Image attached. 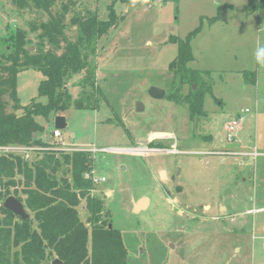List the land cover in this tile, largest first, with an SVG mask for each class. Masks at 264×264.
<instances>
[{"label": "rangeland", "instance_id": "374dc122", "mask_svg": "<svg viewBox=\"0 0 264 264\" xmlns=\"http://www.w3.org/2000/svg\"><path fill=\"white\" fill-rule=\"evenodd\" d=\"M73 1L71 38L70 17L95 13L107 20L111 4L117 15L89 57L101 92L98 102L60 113L67 123L60 140L52 135L53 119L38 118L45 126L39 136L50 146L90 150V172L105 178L91 194L120 232L128 264H264V7L250 11L248 0ZM47 18L0 0V37ZM198 26L193 60L178 81L168 69L177 55L170 38H185ZM84 77L82 71L67 82L74 99L90 93ZM43 78L34 69L18 73L21 106L33 98L45 102L38 97ZM172 83H183V95L194 85L204 90V114L190 117L185 103L149 96L150 86ZM238 117L240 128L228 141L224 125ZM140 136L155 145L139 146L134 137ZM35 148L18 153L31 157ZM176 148L177 154L165 153ZM142 197L149 205L133 212ZM78 210L86 221L84 199Z\"/></svg>", "mask_w": 264, "mask_h": 264}, {"label": "trees", "instance_id": "16d2710c", "mask_svg": "<svg viewBox=\"0 0 264 264\" xmlns=\"http://www.w3.org/2000/svg\"><path fill=\"white\" fill-rule=\"evenodd\" d=\"M13 3L20 10H34L48 18L39 24L32 23L28 32L16 28L0 37L4 49L0 53V146L38 147L31 151V157L0 153V264H53L55 259L62 264H128L120 232L112 225L109 228L111 223L103 213L102 200L91 194L95 185L84 177L93 168L91 152L51 148L48 139L39 136L45 132V126L38 120L49 123L71 106L81 109L86 101L98 102L101 90L95 83L89 57L95 54L97 41L117 23L115 10L112 4L108 6L107 20L98 19L95 13L86 18L70 17L75 25L71 38L67 14L73 0ZM245 7L259 10L264 7V0H248ZM199 31L198 26L185 38H170L177 45V55L168 69L178 81L182 72L189 71L187 64L193 60L190 43ZM28 33L35 36L36 42ZM26 69L37 70L44 76L38 97H44L45 102L33 98L21 106L16 79ZM82 71L90 93L74 99L67 82ZM244 77L255 83L254 75L245 73ZM182 85L172 83L165 97L185 103L190 117L203 115L205 91L198 86L193 90L192 86L183 95ZM10 195L21 201L32 216L22 219L5 209L2 203ZM83 199L88 213L86 221L81 220L78 210Z\"/></svg>", "mask_w": 264, "mask_h": 264}, {"label": "water", "instance_id": "95a60500", "mask_svg": "<svg viewBox=\"0 0 264 264\" xmlns=\"http://www.w3.org/2000/svg\"><path fill=\"white\" fill-rule=\"evenodd\" d=\"M67 23L69 22L67 21ZM33 47L34 46H31L29 49L32 51ZM194 88H195V85L193 86V89ZM148 94L152 98L161 99L166 95V90L162 88H158L156 86H150L148 90ZM137 105L141 106L139 102L137 103ZM137 110H139L138 107H137ZM53 123H54L55 129H62V128H65V126L67 125L65 116L61 114H57L53 117ZM134 141L139 146H142V145L146 146V145H149V143L151 142L149 138L141 137V136L134 137ZM147 202H148V199L145 197H142L136 201H133V212H139L140 210L145 209L147 207L146 206ZM2 205L5 209L11 211L13 214H15L16 216H19L22 219H28L30 217V215L25 211L23 203L19 201L13 195L6 197ZM109 228H111V224H109ZM53 264H62V263L58 259H55L53 261Z\"/></svg>", "mask_w": 264, "mask_h": 264}, {"label": "built area", "instance_id": "2783aa9c", "mask_svg": "<svg viewBox=\"0 0 264 264\" xmlns=\"http://www.w3.org/2000/svg\"><path fill=\"white\" fill-rule=\"evenodd\" d=\"M247 111V109H245ZM241 117L232 119L228 122L225 123L224 125V130L226 131V139L228 141H232L234 138L235 133L238 131L240 128V123H241ZM53 137L58 138L59 140L61 139V131L59 129L53 130ZM51 148L53 149H60L64 151H72V150H85V149H78V148H66L64 146H52ZM29 149V147L26 146H20V145H2L0 146V153H18L20 151H26ZM90 151V150H88ZM84 177L86 179H89L94 185H97L98 183L105 181V178L102 176L100 178H97L94 175V172H87L84 174Z\"/></svg>", "mask_w": 264, "mask_h": 264}, {"label": "flooded vegetation", "instance_id": "af4514ba", "mask_svg": "<svg viewBox=\"0 0 264 264\" xmlns=\"http://www.w3.org/2000/svg\"><path fill=\"white\" fill-rule=\"evenodd\" d=\"M164 90H166V94H167V93H168V90H169V88H167V89H164ZM165 96H166V95H165ZM165 96H164V97H165ZM150 97H151V96H150ZM164 97H163V98H164ZM153 99H155V98H153ZM167 139H169V138H167ZM151 143H153V141H151L149 144H151ZM177 151H178V150H177V148H176V149H175V151H168V152H165V153H175V154H177ZM161 185H163V186H164L165 184H161ZM209 209H210V206H209ZM183 212H184V210H182V213H183Z\"/></svg>", "mask_w": 264, "mask_h": 264}, {"label": "crops", "instance_id": "0c3cea01", "mask_svg": "<svg viewBox=\"0 0 264 264\" xmlns=\"http://www.w3.org/2000/svg\"><path fill=\"white\" fill-rule=\"evenodd\" d=\"M168 137L170 138L171 136H168ZM150 152H151V151H150ZM169 200H170V199H169ZM134 201H135V200H134ZM148 205H149V201L147 202V205H146V206H148ZM222 210H223V211L226 210V207L223 208ZM247 211H248V210H247ZM248 212H249V211H248ZM228 227H230V226H228Z\"/></svg>", "mask_w": 264, "mask_h": 264}, {"label": "bare ground", "instance_id": "6f19581e", "mask_svg": "<svg viewBox=\"0 0 264 264\" xmlns=\"http://www.w3.org/2000/svg\"><path fill=\"white\" fill-rule=\"evenodd\" d=\"M162 175H164V174L162 173Z\"/></svg>", "mask_w": 264, "mask_h": 264}]
</instances>
